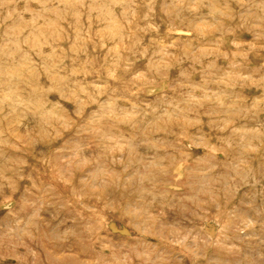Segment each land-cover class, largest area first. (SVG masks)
I'll use <instances>...</instances> for the list:
<instances>
[{
  "label": "rangeland",
  "instance_id": "rangeland-1",
  "mask_svg": "<svg viewBox=\"0 0 264 264\" xmlns=\"http://www.w3.org/2000/svg\"><path fill=\"white\" fill-rule=\"evenodd\" d=\"M0 264H264V0H0Z\"/></svg>",
  "mask_w": 264,
  "mask_h": 264
}]
</instances>
